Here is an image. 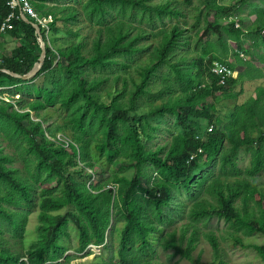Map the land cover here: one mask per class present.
<instances>
[{"label":"trees","instance_id":"obj_1","mask_svg":"<svg viewBox=\"0 0 264 264\" xmlns=\"http://www.w3.org/2000/svg\"><path fill=\"white\" fill-rule=\"evenodd\" d=\"M56 1L35 0L34 5L40 14L49 16L52 14L44 10L46 4ZM148 1L88 0L84 11L96 24L92 52L88 56L82 53V42L55 52L50 36H44L47 56L36 78L48 79L57 59L58 69L70 85L61 93L45 86L23 87L29 81L4 72L25 76L42 55L33 23L17 22L14 30L7 34L17 44L10 54L0 52V90L15 88L13 97L28 91L34 93L35 99L27 104L24 114L14 110L11 104L0 105V118L3 124L13 126L14 136L21 137L25 151L34 155L33 165L39 174L45 172L54 180L39 192L38 236L27 249L26 260H21L19 252L3 249L2 235L5 228L17 235L25 229L27 215L12 208H29L35 202V191L17 168L8 167L6 163L10 158L0 148V264H65L64 258L66 264H72L77 258L66 255L68 248L62 241L70 235V224L79 234L76 255L100 256L103 250L110 249L108 233L113 216L120 224L121 240L109 257L110 262L103 260L104 264H161L150 258L155 250V239L160 237L164 251H173L175 257L190 264H227L220 260L219 241L213 232L201 234L210 245L213 261L203 263L200 257H193L199 239L197 225L206 224L213 215L232 229L230 237L235 246L247 248L241 236L264 235V86H260L264 83V56L259 53L264 48V0L250 5L253 11L248 16L247 30L241 28L238 20L240 28L237 29L233 10L218 5L215 0H203V8H194L192 0H185L193 11L189 16L170 0L164 4H148ZM117 7L122 9L120 14L125 13L126 8L132 13L140 10L154 27L167 17L177 22L161 30L148 31L127 25L123 20L111 21L112 16L108 21L111 11ZM9 11L8 0H0V27ZM51 30L58 32L55 23ZM189 38L195 50L190 55L195 60V73L186 78L190 93L178 97L176 103L157 102L144 114L140 109L141 100L151 92L150 84L162 67H170L184 79L179 72L186 59L177 61L175 57ZM246 38L251 45L240 48ZM142 41L149 42L136 47ZM245 49L256 63L241 60L240 54L247 55ZM142 52L147 54L136 64L134 72L116 78L114 92H100L106 80L89 81L84 75L86 68L106 70L116 63L115 58L134 57ZM230 60L235 62L229 63ZM215 63L226 65L232 71L240 67L245 72L239 75L238 81L231 79L222 86L211 74ZM121 80L124 81L122 89ZM128 80L132 81L131 90ZM241 82L256 86L254 97L237 107L227 118L226 125L215 123V130L207 133L203 126L209 111L213 110V107L208 108L207 101L237 100L234 91ZM4 91L0 92V100L1 97L5 101L12 100L13 97H5ZM104 96L111 102H105ZM52 107L67 112L63 125L51 118ZM169 114L176 117L181 132L163 158L159 151L146 150L154 138V127L149 120ZM147 123L151 130L147 129ZM92 132L98 133L96 139L89 137ZM59 133L70 137L73 143L66 147L48 137L55 138ZM198 135L204 138L203 142L195 139ZM241 152L249 155L244 170L238 164ZM192 156L195 159L190 161ZM116 157L115 163L133 172L131 178L122 172L110 173ZM147 164L157 168L155 177L158 179L145 186L142 175ZM214 165L215 172L212 171ZM259 175L263 181L255 184ZM110 184L117 185L116 193L107 188ZM175 186L189 193L192 201L187 210L189 223L166 231L163 226H155L147 209L151 208L163 219V209L170 207ZM90 246L96 249L88 252ZM255 249L264 258V245ZM99 259L96 258V262Z\"/></svg>","mask_w":264,"mask_h":264},{"label":"rangeland","instance_id":"obj_2","mask_svg":"<svg viewBox=\"0 0 264 264\" xmlns=\"http://www.w3.org/2000/svg\"><path fill=\"white\" fill-rule=\"evenodd\" d=\"M168 1L169 0H149L148 4H164ZM170 1L174 2L177 7H181L186 10L188 16L193 14V11L190 9V7L186 6L184 2L185 0ZM215 1L218 5H222L226 8L232 9L233 17H236L238 19L239 23L242 26L241 28L247 30L250 25L248 16L253 11L250 5L258 2L259 0ZM87 2L88 0H58L54 3L51 2L46 4V9L44 10L47 13L52 14L51 16L54 20L53 23H55V27L58 30L57 33L53 30H51L50 32L51 48L55 52H58L59 48H64V50H66L67 48H70L79 42H82V44L84 45L82 50V53L84 55L88 56L92 52V43L96 24L95 20L88 16V14L84 11L85 4ZM192 4L194 8H203V0H192ZM35 8L38 11L37 6ZM126 10L127 11L125 13L120 14L119 12L122 11L120 7L113 9L108 17V21L110 16H112L111 21L123 20V22H126L127 25H133L137 28H144L148 31H153L154 28H158L159 30H161L166 28V26L169 27L176 24L177 22L174 21L173 18L167 17L164 22H156V25L154 27L151 25V23L148 22L147 16L144 15L140 10H136L133 13L127 8ZM73 16L75 18H73ZM189 34L193 35V32H189ZM148 42L149 41H142L138 43L136 47L147 45ZM16 44L17 41L15 39L7 35H0L1 53L10 54ZM250 45V40H247L246 38L245 41L241 45H239V47H249ZM194 51L193 40H190L189 38L186 41V45L178 51L175 57V60L177 61L186 59L185 64L181 65L179 72L183 75L184 79H181L180 75L170 67H162L157 72L149 87V90L151 92L147 95H144L140 103V109L144 114L149 113L153 105L157 102L160 103V101H175L176 103L178 97L182 98L190 93L186 78L189 77L190 73H195V67H193L195 60L193 61V59L190 57V55H192ZM245 51L247 52V55L243 52L244 58L241 60L247 63H256V60H253L252 57L249 56V51L246 49ZM259 53L260 55L264 56V48H261L259 50ZM146 54L147 52H142L134 54V57L119 56L115 58L116 63L111 68H108L106 70H93L90 68H86L84 71V75L89 81L95 80L96 78H103L106 80V83L101 87L100 92H105L104 94L114 92L116 86V78L120 76L127 77L129 76V74L133 73L136 64L142 58H144ZM234 62L235 61L232 60V63ZM237 72H239V75L243 74L245 72V69L241 68ZM47 76L48 79H42V77L40 76L36 78V76L30 80H27L29 81L27 83V86L24 85L23 87L27 88L34 85L39 87L45 86L50 91H56L60 93L70 87L69 81L66 79L65 75H63L58 69L57 59L55 60L54 70ZM238 79V75L233 78V80L235 81H238ZM127 82H129V90H131L132 81L128 80ZM120 84V88L122 89L124 87V81L121 80ZM260 86H264V83H262ZM255 90V85L241 82L238 84V88L234 91V94L238 95L237 100L220 101L216 103L212 99H209L207 101L208 108L213 107V110L209 111V118L205 120V125L203 126V128L208 129L209 127H212V130L214 131L215 123L220 126L226 125L227 118L232 115L237 107L243 106L249 99L254 97ZM3 91V89L0 90V92ZM14 91L15 88L5 90V97H13ZM162 91H164V93H162ZM18 97L19 100H17ZM36 97L38 96L36 95ZM34 99V93L22 91L21 95L13 97L12 100L5 101L1 99L2 101L0 100V105L6 106L7 104H11L14 110L21 114H24L25 110L27 109V104ZM103 100L105 102H111V100L106 96H104ZM19 102H21V104H19ZM51 110V118H53L58 125H63L64 118L68 116L67 112L60 109L59 107H52ZM149 123H151L152 127H154V130H152L154 138L149 141L146 150L155 152L159 151V155L164 158L170 151L176 135L181 132V128H179L177 124L176 117L170 114L165 118H151V120H149ZM145 125L148 130H151L152 127H150L148 123ZM15 133L16 132L14 131L13 126L11 124L9 126L7 124H3V119L0 118V148H2L3 153H5L10 158V161L6 164L8 165V167L17 168L19 175L23 179L28 180L33 184V189L35 191V202H33V204H31L29 208H12L23 211L25 215H27L28 223L26 224L25 229L21 230V233L19 235L12 232L9 228H5L2 235V247L5 250L9 249L17 253L19 252L22 255L21 260H26L25 253L31 243L38 236L37 226L40 222V211L38 205L39 192L42 187L46 186L47 183L53 182L54 179L49 178L47 176V173L45 172L39 174V171L36 170L33 165V162L35 160L34 155L25 151L21 137H15ZM57 136L55 138L51 136L48 137L57 140ZM97 136L98 133L92 132L91 134H89V137L92 139H96ZM68 138L71 140L70 137ZM117 158L118 157L114 158V162L110 166V173L122 172L126 177L131 178L133 176V172L128 169H122L120 167L121 164L115 163V161H117ZM248 163L249 155L241 152L238 160V164L241 170H244L248 166ZM212 171H216V165H214V169L212 168ZM156 173L157 168L152 164H147L143 170V184L146 186L147 184L153 182V179L156 178ZM157 179L158 178H156L155 180ZM262 181V177L261 175H259V178L256 179L255 184ZM141 194L142 192H139L138 196H141ZM191 203L192 201L190 199L189 193L181 186H175L172 189V201L170 203V207L163 209V219H159L157 214L151 208L147 209V215L156 227L163 226L166 231H170L174 228H180L181 226L189 223V220L187 219V210L191 206ZM237 203H239V200ZM197 229L199 230V239L196 249L193 252V257H200L201 262L211 263L213 261L210 245L201 236V234L203 233L213 232L217 236L219 241L221 261L227 264H264L263 255L255 249V246L264 245L263 234L256 233L254 236H250L249 238L241 236L244 244L247 246L246 249H243L240 246H235L230 237V234L233 232L232 229L229 228V226L226 225V223L223 220L219 219L216 215H213L210 221L206 224L197 225ZM68 230L70 235L64 238L62 241L63 244L68 248L66 255L69 256V258H77V260H74L72 264H104L103 260L108 263L110 262L109 257L112 256L113 252L118 249L121 240L120 224H118L117 218L113 216L111 227L108 233V246L110 249L108 251L103 250L101 255L97 257L92 255H88L87 257H85L82 255H76L74 251L76 248V242L79 237L77 228L73 224H70L68 226ZM240 234L242 235V233ZM161 239L162 237H160V239H155V250L150 256L151 260L159 262L161 264H190L186 260L181 259L179 256L175 257L173 251H164V249L161 247ZM96 258H100L98 262H96ZM62 262L66 264V259L64 258Z\"/></svg>","mask_w":264,"mask_h":264},{"label":"built area","instance_id":"obj_3","mask_svg":"<svg viewBox=\"0 0 264 264\" xmlns=\"http://www.w3.org/2000/svg\"><path fill=\"white\" fill-rule=\"evenodd\" d=\"M35 0H8V7H9V14L4 20L2 26L0 27V34L1 35H7L15 28V23L20 22L24 20L25 18H28L31 22H33L35 25H37L41 31L43 32V36L45 38H49L50 32H51V25L53 24L54 20L51 15L49 16H42L35 8L34 6ZM236 20V28L239 29L240 25L238 24V19L234 18ZM38 41L41 43V38L38 36ZM50 40L48 39V44L50 45ZM241 58H244L243 54H240ZM211 74L215 77H217L222 86H226L227 82L231 79H233L237 74L236 72L232 71L228 66L222 65L219 63H215L213 67L211 68ZM2 99V98H1ZM212 132V127H209L207 129V133ZM195 139L199 142H203L204 138L201 136H196ZM59 144H62L66 147H68L73 141H71L68 137H66L63 134H59L57 136V140H55ZM199 154L202 153V150L200 149L198 151ZM195 159V156H192L190 158V161H193ZM107 188L113 189L114 192H117V185L110 184ZM102 248V247H101ZM96 248L94 246H90L88 248V252H91L95 250Z\"/></svg>","mask_w":264,"mask_h":264},{"label":"water","instance_id":"obj_4","mask_svg":"<svg viewBox=\"0 0 264 264\" xmlns=\"http://www.w3.org/2000/svg\"><path fill=\"white\" fill-rule=\"evenodd\" d=\"M24 20H25L26 22H30V20H29L28 18H25ZM30 23H32V22H30ZM33 24H34V23H33ZM34 26H35V28H36V33H37L39 36H41V29H40L37 25H34ZM41 40H42V41H41V43H40V46H41V49H42V55H41V57H40L39 62L35 65V67L33 68V70H32L29 74H27V75H25V76H18V75H15V74L10 73V72H8V71H4V72H6L7 74H9V75H11V76H13V77H15V78H19V79H22V80H25V81L30 80V79L36 77L37 74L41 71V69H42V67H43V65H44V63H45L46 56H47L46 43L44 42L43 39H41Z\"/></svg>","mask_w":264,"mask_h":264},{"label":"crops","instance_id":"obj_5","mask_svg":"<svg viewBox=\"0 0 264 264\" xmlns=\"http://www.w3.org/2000/svg\"><path fill=\"white\" fill-rule=\"evenodd\" d=\"M229 63H232V60H230L229 61ZM239 69H241L240 67L239 68H237L234 72H236V74L238 75V77H239V72H237ZM243 69V68H242Z\"/></svg>","mask_w":264,"mask_h":264},{"label":"clouds","instance_id":"obj_6","mask_svg":"<svg viewBox=\"0 0 264 264\" xmlns=\"http://www.w3.org/2000/svg\"><path fill=\"white\" fill-rule=\"evenodd\" d=\"M43 16V15H42ZM31 22V21H30ZM33 23V22H32ZM35 25V24H34ZM39 35L37 34V37H38ZM41 39H43L44 40V36H43V32L41 31V36H39Z\"/></svg>","mask_w":264,"mask_h":264},{"label":"bare ground","instance_id":"obj_7","mask_svg":"<svg viewBox=\"0 0 264 264\" xmlns=\"http://www.w3.org/2000/svg\"><path fill=\"white\" fill-rule=\"evenodd\" d=\"M228 64V63H227ZM209 69V68H208ZM56 223V222H55Z\"/></svg>","mask_w":264,"mask_h":264}]
</instances>
